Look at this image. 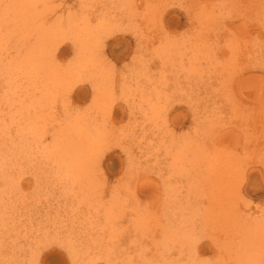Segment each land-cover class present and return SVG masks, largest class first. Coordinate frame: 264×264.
Returning <instances> with one entry per match:
<instances>
[{"label": "rangeland", "instance_id": "rangeland-1", "mask_svg": "<svg viewBox=\"0 0 264 264\" xmlns=\"http://www.w3.org/2000/svg\"><path fill=\"white\" fill-rule=\"evenodd\" d=\"M199 7L210 16L214 12L212 22L190 18ZM161 8L167 11L165 22L148 20L136 27L125 21L123 27L135 33H119L122 42L115 45L108 38L99 48L107 58L102 56L105 71L83 72L74 85V110H87L85 116L101 130V147L78 178H65V167L53 161L38 164L12 150V144L5 147L0 129L1 154L26 163L18 165L24 169L23 181L0 168V264H58L56 253L71 264H167L160 255L172 258L168 264H193L196 247L209 242L206 209L216 187L215 179H208L204 156L222 155L239 168L247 162L251 167L256 140L264 137V0H164ZM172 14L180 21L166 30ZM139 40L146 50L141 59ZM204 40L219 49L215 59L197 43ZM72 54L59 60L66 64ZM92 59L99 63L95 54ZM253 62L258 67L249 70ZM251 72L259 77L248 76ZM96 83L105 84L103 101L94 99ZM1 84L0 120L11 114V95ZM38 84L34 87L44 90ZM25 86L17 91L19 99L31 87ZM44 102L33 106L43 112ZM117 107L136 115L116 120ZM57 108L62 111L60 103ZM178 110L187 114L181 126L172 120ZM27 115L18 117L23 129L15 146L39 156L42 145L54 151L52 135L60 119L48 120L46 131L39 127L33 132ZM205 141L210 148L198 154L196 147ZM250 202L260 205L264 199Z\"/></svg>", "mask_w": 264, "mask_h": 264}, {"label": "bare ground", "instance_id": "bare-ground-1", "mask_svg": "<svg viewBox=\"0 0 264 264\" xmlns=\"http://www.w3.org/2000/svg\"><path fill=\"white\" fill-rule=\"evenodd\" d=\"M71 2L72 0H0V80L2 88H6L4 92L11 95L9 97L10 118L4 117L0 120V129L4 131L5 147L9 143L12 144V150L23 154L27 160L34 159L38 164L53 161V164L65 167V178L76 179L81 167L86 166L93 154L100 149L101 146L97 149V145L101 142L99 137L101 130L95 128V119L85 116L84 112L87 110L83 112L79 110L80 107L77 109L79 111L74 110L75 104H72L71 99L74 85L78 83L83 72L91 69L97 72L105 71L106 61L102 56L107 58L99 48L105 46V40L108 38L113 37L115 45L123 41V38L117 37V34L132 31L127 26L123 27L125 21L129 23H125L126 25L132 24L136 27L147 24L148 20L155 22L164 20L165 22L164 15H167V11L161 8L164 0H75ZM197 9L200 13L196 12L194 15L199 14L198 17L190 13L191 19L192 17L195 20L202 18L203 22H200H207V24L212 22L214 12L213 16H210V12H203V7ZM178 21H180L178 15L171 16L167 21L168 25H165L166 30H171V24ZM224 27L232 29V25ZM207 30H210L208 26ZM198 36L202 38V35ZM143 37L144 41H147V36ZM155 38L152 37V39ZM197 43L205 45L208 56L214 54L212 58L219 50L211 48L206 40ZM136 46H138L137 57L141 59L146 52L142 46V40L137 41ZM196 50L201 51V48ZM69 53L74 54V56L72 54L73 60L66 64L61 63L60 57H66ZM94 54L98 57L99 63L92 59ZM234 59L236 60L232 58ZM258 63H249V70H255ZM251 73L248 76L259 77ZM29 82L32 85H28L31 86L30 88L27 86L28 89L25 85ZM38 83L45 87L44 90L35 88ZM21 86L22 88L25 86L28 93L26 92L27 95L24 94L23 98L19 99L21 94L18 92V97L17 91L21 89ZM104 86L105 84L102 83L93 84L95 100H104L102 94ZM36 92L38 95L33 94ZM81 95L84 97L87 91L83 90ZM76 98L82 97L78 94ZM45 99L46 109L43 112L40 108L36 110L38 107L35 108L33 104ZM26 101L28 102L25 103ZM58 103H60L61 112L57 110ZM116 109L117 115L114 118L116 120L131 114L136 115V111H129V108L117 107ZM50 110L52 113H49ZM24 112H28L24 119L31 121L33 132H36L39 127H43L46 131L44 128L48 120L52 123L60 119L59 126L52 135L56 142L54 151H48L42 145L43 151L39 156L28 153L23 145L15 146L16 138L23 129L18 126L20 123L18 117ZM186 115L182 110L176 111L172 116L173 124L176 126L184 124L187 120ZM108 116L113 119L111 110L110 112L108 110ZM216 133L218 131L214 134ZM259 139L255 143L258 151L251 167L248 166L250 162H247L244 167L239 168L237 162L232 165L227 162L229 159H222V155L204 156L208 159V179L216 180H212L216 188L212 187V197L209 195L211 199L206 209L207 217L203 212L207 222H210L208 224L211 231L210 239L208 243H200L196 247V259L193 264H264V203L258 205L250 202L256 197L264 199V137ZM207 144L205 141L203 146L199 144L196 147L198 154L205 151ZM238 144L240 141L236 140L235 145ZM1 153L4 152H0V168L4 174L8 176L10 172L16 173L19 180L23 181L24 169L22 168V171L18 165L26 163L17 156ZM247 197L250 199L248 200ZM206 253H210L211 258L203 260L202 255ZM160 256L167 264L172 261L169 255ZM55 257L58 264H71L64 254L56 253Z\"/></svg>", "mask_w": 264, "mask_h": 264}]
</instances>
